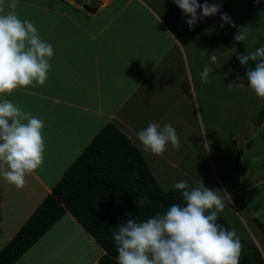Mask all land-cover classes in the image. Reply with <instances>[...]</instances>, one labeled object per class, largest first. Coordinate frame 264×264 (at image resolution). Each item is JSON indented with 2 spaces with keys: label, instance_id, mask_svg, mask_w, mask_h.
<instances>
[{
  "label": "crops",
  "instance_id": "1",
  "mask_svg": "<svg viewBox=\"0 0 264 264\" xmlns=\"http://www.w3.org/2000/svg\"><path fill=\"white\" fill-rule=\"evenodd\" d=\"M158 4L155 0H17L18 16L31 20L55 53L43 86L0 95L43 119L45 140L44 162L26 175L23 188L0 176V251L101 130L113 123L135 141L165 190L179 181L171 179L172 175L182 176L190 187L201 181L221 191L224 208L218 213L230 230L260 252L248 264H264V195L255 199L251 195L253 188L264 190V168L258 174L251 167L264 159V144L256 141L260 134L264 141V99L258 111L262 120L254 118L247 104L252 120L238 127L234 117L238 116L240 94L251 99L252 107L260 98L248 84L238 82V70L233 80L218 82L216 78L222 72L218 55L220 59L226 51H236L222 35H216L223 31L220 13L198 21L190 30L185 22L188 16L164 18ZM226 9L221 5V13ZM174 10L176 16L182 12L178 6ZM233 17L241 21L244 14L235 12ZM247 29L245 44L249 42L246 46L251 51L259 46L257 31L252 22ZM234 53L229 51V65ZM213 54L215 62L210 59ZM206 63L213 72L220 71L210 74L209 82L203 84L200 72ZM227 112L231 121L225 118ZM151 122H170L180 138V150L169 144L162 155L145 152L135 133ZM217 123L228 127L224 131L238 128L223 139ZM234 161H239L237 167ZM77 241L84 246H74ZM105 253L67 211L14 264H101Z\"/></svg>",
  "mask_w": 264,
  "mask_h": 264
},
{
  "label": "clouds",
  "instance_id": "2",
  "mask_svg": "<svg viewBox=\"0 0 264 264\" xmlns=\"http://www.w3.org/2000/svg\"><path fill=\"white\" fill-rule=\"evenodd\" d=\"M172 2L189 17L185 22L190 30L198 21L218 13L221 27L224 24L236 27L227 13H221L222 0L221 3L205 0L203 4L198 0ZM16 7L17 0H0V95L43 86L52 70L53 45L41 38L31 20L18 16ZM247 38V28L234 36L236 41ZM236 58L242 66L254 62L253 67L246 68L245 77L255 96L264 99V45ZM210 59L215 62L216 56L213 54ZM213 71L206 63L200 72L201 83L207 84ZM43 129V119L23 111L9 99H0V176L7 183L23 188L26 175L42 166ZM135 139L145 152L157 156L169 144L175 151L181 147L170 122L163 125L151 122L135 133ZM174 188L181 190L184 205L173 204L163 214L145 221L128 218L116 226L113 239L117 245V264H239L243 248L239 236L235 230L217 223V213L224 208L221 191L210 189L201 181L195 187L185 180L177 181Z\"/></svg>",
  "mask_w": 264,
  "mask_h": 264
},
{
  "label": "trees",
  "instance_id": "3",
  "mask_svg": "<svg viewBox=\"0 0 264 264\" xmlns=\"http://www.w3.org/2000/svg\"><path fill=\"white\" fill-rule=\"evenodd\" d=\"M221 5L226 7V0H222ZM231 20L236 25L232 17ZM229 27L224 41L228 46L236 48L231 64L240 73L238 82L248 84L246 68L254 62L250 61L247 66L239 64L236 56L247 54L249 50L245 41L234 40L239 31L238 26ZM173 204H185L181 190H165L133 140L115 124L109 123L0 251V264H14L67 211L77 218L106 251L100 263L117 264V245L113 239L116 226L128 218L145 221L149 217L163 214ZM217 217V223L229 229L227 220L219 213ZM240 240L243 248L239 264L255 261L260 256L258 248L246 240Z\"/></svg>",
  "mask_w": 264,
  "mask_h": 264
},
{
  "label": "rangeland",
  "instance_id": "4",
  "mask_svg": "<svg viewBox=\"0 0 264 264\" xmlns=\"http://www.w3.org/2000/svg\"><path fill=\"white\" fill-rule=\"evenodd\" d=\"M156 2L158 1L159 4L156 6L157 10H161L160 12L162 13V16L164 18H176V17H181L183 18V16L181 14H183L182 12H178L179 15L176 16L174 15L176 12H175V8L177 5H175L172 0H155ZM199 3L203 4L205 2V0H198ZM208 2L210 3V1L208 0ZM226 7L227 9L225 10L226 13L234 19L233 15L234 13H239V14H244V17L243 19L240 21V19L236 20L234 19L236 25L238 26L239 30L242 29V28H247V24L248 23H254V28L256 29L257 33H256V40L258 41L259 43V46L261 45H264V0H259V3L256 2V0H226ZM179 11H182L179 7H178ZM199 11V10H198ZM250 11H254L255 13L254 14H250ZM200 12V11H199ZM174 15V16H173ZM201 15V13H200ZM184 18H185V15H184ZM250 19V20H249ZM201 23H203L201 21ZM227 31V32H226ZM229 32V27L228 26H223V31L221 33H216L217 37H219V34L222 35L224 38L225 36L228 34ZM249 43L248 41H246V44ZM225 45V44H224ZM248 46V45H247ZM259 46H256V47H259ZM250 48V47H248ZM217 49V48H216ZM225 50V49H224ZM229 51H232V52H235V49H232V50H228L226 51L225 53H223V56L219 59V55L217 57L218 59V63H219V60H221V67H222V72L219 73L220 76H217L216 78L218 79V82H223V81H229V80H233L235 78V72L236 70L233 68L232 65H229V59H230V56L231 54H229ZM234 69V70H233ZM219 68L218 70H216L215 72H213V74H217L219 72ZM241 87V85L239 86ZM242 91V90H240ZM225 96H227L225 94ZM239 101V108H238V116L234 119H238V127H241L242 125L244 124H248V122H250L252 119H249L250 115L248 113V109H247V106L245 107V105H249L250 108H252V112L254 114V118L256 116V119H260L262 120V117H263V114L258 112L259 111V108L263 106V102H261V99L260 100H256L255 101V104H254V107H252L251 105V99L248 100L247 97H245V95L242 93L240 94V99L238 100ZM238 106L236 107H233L230 112H234V110L237 108ZM230 112H227L225 114V118L228 120V121H231V117H230ZM262 115V117H261ZM252 116V114H251ZM224 123V122H222ZM221 123V124H222ZM217 133L220 132L221 133V136L222 138L224 139V137L228 136L227 134H230L232 133L234 130H237L238 127H232V128H229L228 131H224L226 128L228 127H220L219 124L220 123H217ZM208 129H209V126H207ZM210 132H216V131H210ZM230 132V133H229ZM261 135L260 134L257 138H256V141L260 142V143H263L264 144V141L261 142ZM208 138L210 139L211 138V135L210 133L208 132ZM226 146V145H225ZM246 161H250V159L246 160ZM245 161V163H246ZM199 163H201V161H199ZM237 164H239V161L238 162H235L234 161V165L237 167ZM240 166V165H239ZM201 167H204V164L201 165ZM241 167V166H240ZM252 168H254L258 174H263V168H264V159L260 160L259 162L256 160L255 164H252L251 165ZM240 168H236V171L238 172ZM171 179H177L179 181H182V176H170ZM163 186L166 188V183L165 181H163ZM257 187L256 188H253L252 191H251V195H252V198L255 199L257 196H261L262 194L264 195V190H260V191H257ZM61 229V228H60ZM59 229V230H60ZM61 232V231H59ZM50 238H55L53 236H51ZM84 246V243L81 242V241H77L74 246ZM44 245L40 246V247H44Z\"/></svg>",
  "mask_w": 264,
  "mask_h": 264
}]
</instances>
